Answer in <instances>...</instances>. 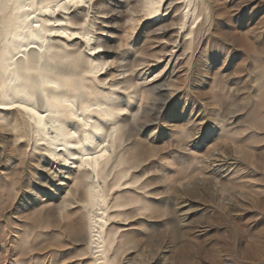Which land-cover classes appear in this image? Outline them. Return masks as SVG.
Here are the masks:
<instances>
[{
	"label": "rangeland",
	"instance_id": "rangeland-1",
	"mask_svg": "<svg viewBox=\"0 0 264 264\" xmlns=\"http://www.w3.org/2000/svg\"><path fill=\"white\" fill-rule=\"evenodd\" d=\"M142 1L65 21L98 38L72 55L121 78L129 106L95 179L104 206L88 202V165L64 166L25 114L0 110V264H264V0H165L153 22Z\"/></svg>",
	"mask_w": 264,
	"mask_h": 264
},
{
	"label": "bare ground",
	"instance_id": "bare-ground-1",
	"mask_svg": "<svg viewBox=\"0 0 264 264\" xmlns=\"http://www.w3.org/2000/svg\"><path fill=\"white\" fill-rule=\"evenodd\" d=\"M164 1H142L147 21L162 19L163 14L159 15ZM97 3L98 0H0V110L25 114L36 127L35 136L47 141L55 155L66 158L64 166L77 158L80 164L88 165L93 172L88 202L104 206L105 199L100 198L101 189L95 179L105 171V158L120 138L117 132L129 106H124L121 96H115L116 85L123 82L121 78L115 73L108 77L107 69L99 77L94 72L88 75L85 66L76 61L81 52L72 55V50L83 42L90 45L98 38L86 40L76 27L65 26L67 19L82 21L84 7L102 17ZM62 39L73 42L55 45ZM103 51L101 47L92 50L96 61ZM103 213L93 215L91 220L90 237L95 249L104 240L109 219L106 210Z\"/></svg>",
	"mask_w": 264,
	"mask_h": 264
}]
</instances>
